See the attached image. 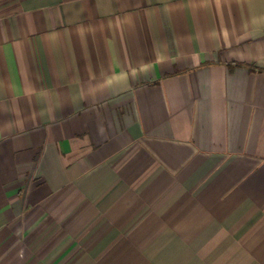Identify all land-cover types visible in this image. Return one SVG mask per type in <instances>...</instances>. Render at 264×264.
I'll list each match as a JSON object with an SVG mask.
<instances>
[{
	"label": "crops",
	"instance_id": "0c3cea01",
	"mask_svg": "<svg viewBox=\"0 0 264 264\" xmlns=\"http://www.w3.org/2000/svg\"><path fill=\"white\" fill-rule=\"evenodd\" d=\"M0 264H264V0H0Z\"/></svg>",
	"mask_w": 264,
	"mask_h": 264
}]
</instances>
